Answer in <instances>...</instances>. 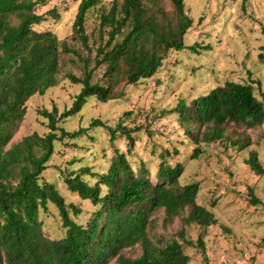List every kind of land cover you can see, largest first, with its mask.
Segmentation results:
<instances>
[{"label":"trees","instance_id":"trees-1","mask_svg":"<svg viewBox=\"0 0 264 264\" xmlns=\"http://www.w3.org/2000/svg\"><path fill=\"white\" fill-rule=\"evenodd\" d=\"M45 1L0 0V264H110L112 260L116 264H193L186 252L189 246L201 253V264H210L205 231L217 218L210 208L198 203L199 182H180L184 165L169 161V149L160 154L154 182L147 163L142 160L135 170L128 156L135 144L132 130L141 128H128L122 120L112 126L100 118L72 131L60 125L62 119L78 113L90 97L107 102L122 95L120 85L153 77L172 50L199 53V47L204 46L185 43L193 24L185 0H170L173 11H167L162 0H112L109 7H101L99 41L95 42H91L85 23L101 0L80 1L73 42L51 30L35 28L47 19L36 11ZM71 56L72 63L81 64L82 76L65 71L64 60ZM260 59L264 61V53ZM64 79L82 85L72 106L61 115L57 109L43 111L50 131L43 135L34 132L8 147L25 117L28 100ZM174 111L196 145L229 140L244 149L252 143L250 137L232 139L228 126L256 128L264 124V98L257 97L253 84L234 80L191 103L180 100ZM97 127L107 130L112 143L119 134L125 135L128 151L115 147L104 171L87 166L65 173L66 187L95 207L86 217L81 216L82 207L67 202L56 183L45 179L43 173L57 141L78 138ZM201 151L197 147L192 157ZM245 162L256 174L264 175L257 152ZM253 203L264 206L255 195ZM49 204L58 209L60 236L45 232L42 213L49 212ZM159 210L164 211L166 228L176 218L182 220L183 227L171 238H155ZM192 224L202 229L196 240L188 237L185 229ZM137 245L142 248L140 255L125 254V249Z\"/></svg>","mask_w":264,"mask_h":264},{"label":"rangeland","instance_id":"rangeland-1","mask_svg":"<svg viewBox=\"0 0 264 264\" xmlns=\"http://www.w3.org/2000/svg\"><path fill=\"white\" fill-rule=\"evenodd\" d=\"M80 1L46 0L38 4L36 11L46 14L47 19L35 28L51 30L59 38L73 42V24ZM111 1L101 0L98 7L89 12L85 24L91 42L99 41L101 7H109ZM162 1L167 11H173L170 0ZM185 5L193 18L184 37L185 43L204 46L199 47V53L190 49L172 50L153 77L137 84L120 85L118 90L123 91L122 95L107 102L90 97L78 113L62 119L60 125L72 131L88 127L93 118H100L112 126L122 120L128 128H141L132 130L135 144L128 155L135 170L143 160L150 169L149 177L156 182L160 154L169 149V161L184 165L180 182H199L197 201L210 208L217 218V223L205 231L210 264H264V206L253 203L254 195L264 202V175L256 174L245 162L252 152H257L264 165V124L256 128L228 126L227 133L232 139L250 137L252 143L244 149L229 140L196 145L174 111L180 100L191 103L228 80L251 83L257 97L264 98V61L260 59V54L264 53V0H185ZM71 58L73 56L64 60L65 71L82 76L81 64L72 63ZM81 88V84L64 79L46 93L32 96L8 147L34 132L41 135L49 132V120L42 112L57 109L61 115L72 106ZM199 146L202 151L193 158ZM115 147L127 152L128 138L119 134L112 143L103 127L92 128L75 139L59 140L43 176L56 183L67 202L81 206L84 210L81 216L87 217L95 207L66 187L64 175L69 170L87 166L96 171L106 170ZM49 209L42 213L45 232L60 236L62 222L58 209L54 204H49ZM74 217L81 220L80 216ZM155 217H158L155 238H171L183 227L181 218L164 227L163 210L156 212ZM185 229L193 240L202 232L196 224L186 225ZM124 252L136 257L142 253V248L137 245ZM186 252L193 264L202 263L203 256L196 247L189 246ZM110 264H116L115 260Z\"/></svg>","mask_w":264,"mask_h":264}]
</instances>
